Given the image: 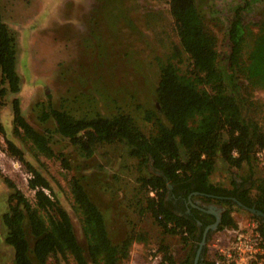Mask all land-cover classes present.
Wrapping results in <instances>:
<instances>
[{"label": "trees", "instance_id": "trees-1", "mask_svg": "<svg viewBox=\"0 0 264 264\" xmlns=\"http://www.w3.org/2000/svg\"><path fill=\"white\" fill-rule=\"evenodd\" d=\"M170 11L190 65L183 70L174 57L159 59L156 105L144 115L152 125L150 133L132 112L119 107L110 112L75 114L65 105L57 108L48 103L42 106L40 119L53 117L57 130L88 157L103 144H123L136 159L134 208L141 216L149 214L164 234L180 235L188 248L187 256L178 261L170 246L162 242V264H195L204 230L215 221L193 205L197 199L226 206L216 230L239 225L232 210L234 206L244 208L233 198L264 212V176L254 179L249 188L235 178L233 188L211 179L219 159L237 170L246 165L254 170L256 155L264 151L262 106L243 83L246 79L251 86L264 84V22L255 50L246 57L253 32L238 9L229 28L230 53L223 60L217 36L198 10L197 0H170ZM18 54L17 34L0 9V135L7 152L28 168L29 187L35 192L31 200L12 179L4 177L13 192L2 219L5 242L14 251L15 264H49V259L69 258L76 264H122L132 244L145 241L144 235L133 228L123 240L114 241L106 214L91 194V182L74 175L69 184L73 209L80 216L85 236V243L80 242L71 214L49 177L26 159L24 150L8 135L1 109L10 94L21 91ZM12 109L13 134L30 145L36 158L54 157L51 136L27 120L18 97L13 99ZM62 161L66 168L71 167L66 158ZM261 161L264 166V157ZM252 188L257 190L253 197ZM250 214L264 234V217ZM211 234L212 230L207 242ZM207 251L208 245L198 264H216L207 258Z\"/></svg>", "mask_w": 264, "mask_h": 264}, {"label": "rangeland", "instance_id": "rangeland-1", "mask_svg": "<svg viewBox=\"0 0 264 264\" xmlns=\"http://www.w3.org/2000/svg\"><path fill=\"white\" fill-rule=\"evenodd\" d=\"M197 6L217 36L223 60L230 53L231 21L241 8L244 24L253 32L246 48V57L251 55L264 22V0H197ZM0 9L17 34L21 75V91L7 97L1 120L8 135L24 150L26 159L49 177L71 214L79 241L85 243V236L80 216L73 209L69 181L74 175L85 176L91 182V194L106 214L114 241L123 240L133 228L144 235L145 241H135L122 264H162L155 262L157 254L164 256L162 242L170 246L178 261L183 260L188 248L182 244L181 236L164 234L149 214L141 216L134 208L136 159L123 144H103L88 157L57 130L53 117L40 119L42 106L48 103L57 108L65 105L75 114L110 112L119 107L132 112L139 125L150 133L152 125L144 115L156 105L159 59L174 57L183 70L190 65L180 44L170 0H0ZM243 83L261 104L259 115L264 122V84L251 86L246 79ZM16 97L27 120L51 136L54 157L36 158L30 145L13 134L12 101ZM6 148L0 135V264H15L14 251L5 242L2 219L13 192L4 177L12 179L31 200L35 199V192L29 187L28 168ZM256 156L254 170L247 165L237 170L219 159L212 181L233 188L235 178L251 187L254 179L264 176V151ZM62 158L70 162V168L65 167ZM256 192L252 188L250 195L253 197ZM218 207L226 210L223 204ZM250 213L237 206L232 210L239 225L255 219ZM219 231L212 230L209 243ZM206 256L211 259L209 245ZM48 263L76 264L73 258L49 259Z\"/></svg>", "mask_w": 264, "mask_h": 264}, {"label": "built area", "instance_id": "built-area-1", "mask_svg": "<svg viewBox=\"0 0 264 264\" xmlns=\"http://www.w3.org/2000/svg\"><path fill=\"white\" fill-rule=\"evenodd\" d=\"M208 245L216 264H264V234L256 219L223 228ZM162 261L163 257L157 254L155 262Z\"/></svg>", "mask_w": 264, "mask_h": 264}, {"label": "water", "instance_id": "water-1", "mask_svg": "<svg viewBox=\"0 0 264 264\" xmlns=\"http://www.w3.org/2000/svg\"><path fill=\"white\" fill-rule=\"evenodd\" d=\"M234 200L237 201V203L240 206H242L244 209H246V210H248V211H250V212H252L254 214H257V215H259L261 217H264V212L262 210H260V209H257L255 206L250 207V206L244 204L243 202L237 200L236 198ZM216 209H218V212H213ZM224 209H225L224 207H218L216 205H212L211 206V210H208V211L205 210V211H207L209 213H214L216 215V220L212 224L208 225L206 227V229L204 230L202 240H201V242L199 244V247H198V250H197V253H196L195 264H198V262H199V260L201 258L202 252H203V248L207 244V237H208L209 231L210 230H216L218 228L219 224L221 223V221H222V213L221 212L224 211Z\"/></svg>", "mask_w": 264, "mask_h": 264}, {"label": "flooded vegetation", "instance_id": "flooded-vegetation-1", "mask_svg": "<svg viewBox=\"0 0 264 264\" xmlns=\"http://www.w3.org/2000/svg\"><path fill=\"white\" fill-rule=\"evenodd\" d=\"M233 198V197H232ZM235 198H233L232 200L233 201H235L234 200ZM236 202V201H235ZM194 206H196L197 208H199L202 212H205L206 214H210V215H212V216H214L215 217V220H216V215L214 214V213H209V212H207L208 210H211V206L212 205H218V206H220L218 203H209V202H204L203 200H201V199H197L196 200V204H193ZM205 210H207V211H205ZM189 211V210H188ZM225 211V210H224ZM224 211H222L221 213L223 214V212ZM213 212H218V209H216L215 211H213ZM204 218H205V216H204ZM206 219V218H205Z\"/></svg>", "mask_w": 264, "mask_h": 264}]
</instances>
